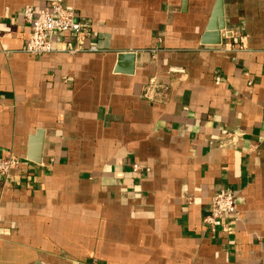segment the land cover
<instances>
[{
	"label": "crops",
	"instance_id": "crops-1",
	"mask_svg": "<svg viewBox=\"0 0 264 264\" xmlns=\"http://www.w3.org/2000/svg\"><path fill=\"white\" fill-rule=\"evenodd\" d=\"M218 1L0 0V264H264V0L206 38ZM53 2L90 34L30 56L24 9Z\"/></svg>",
	"mask_w": 264,
	"mask_h": 264
},
{
	"label": "built area",
	"instance_id": "built-area-1",
	"mask_svg": "<svg viewBox=\"0 0 264 264\" xmlns=\"http://www.w3.org/2000/svg\"><path fill=\"white\" fill-rule=\"evenodd\" d=\"M22 20L30 30L23 51L37 58L52 53L53 42H60V36L64 34L75 38L79 48L83 47L92 29L89 20L78 16L75 11L66 9L58 2H53L42 9H36L30 5L26 6ZM96 50L95 47L90 48L92 52ZM172 70L179 74L185 72L183 69ZM21 164L20 159L13 155L0 159V177L7 180L15 171L20 169ZM133 170L136 173L140 172L137 165L133 166ZM238 215L236 196L230 189H224L212 197L204 224L209 232L216 233L223 226V221L227 216L238 219Z\"/></svg>",
	"mask_w": 264,
	"mask_h": 264
},
{
	"label": "water",
	"instance_id": "water-1",
	"mask_svg": "<svg viewBox=\"0 0 264 264\" xmlns=\"http://www.w3.org/2000/svg\"><path fill=\"white\" fill-rule=\"evenodd\" d=\"M223 0H219L217 5H216V9L214 11V15H213V20H212V24L210 25L209 29H208V34L206 35V38L210 37V36H213L212 34H210L209 32H213V31H217L219 28L216 27V21L218 19H220L222 17V13H223ZM225 27H224V23L222 22L221 26H220V31H224ZM218 37V35H215ZM220 36L219 35V39H217L216 41L213 42L214 45H219L221 44V39H220ZM224 38V37H222ZM134 60H135V57L134 55L132 54H122L119 56V65L124 62V61H129L131 63V66L129 67L128 70H126L125 72L127 73H132L133 72V69H134V66H132L134 64ZM120 70V69H118ZM41 136L42 133H38V136ZM37 162L38 159H37Z\"/></svg>",
	"mask_w": 264,
	"mask_h": 264
}]
</instances>
